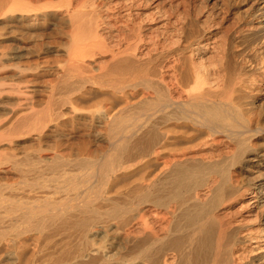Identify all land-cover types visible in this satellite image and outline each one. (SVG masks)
<instances>
[{
	"label": "bare ground",
	"instance_id": "obj_1",
	"mask_svg": "<svg viewBox=\"0 0 264 264\" xmlns=\"http://www.w3.org/2000/svg\"><path fill=\"white\" fill-rule=\"evenodd\" d=\"M0 264H264V0H0Z\"/></svg>",
	"mask_w": 264,
	"mask_h": 264
}]
</instances>
